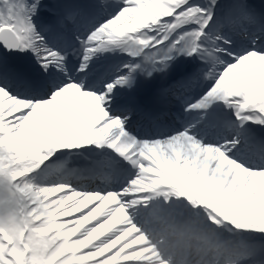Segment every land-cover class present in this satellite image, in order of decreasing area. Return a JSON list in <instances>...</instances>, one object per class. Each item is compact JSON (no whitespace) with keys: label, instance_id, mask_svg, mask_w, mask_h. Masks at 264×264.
<instances>
[{"label":"snow or ice","instance_id":"snow-or-ice-1","mask_svg":"<svg viewBox=\"0 0 264 264\" xmlns=\"http://www.w3.org/2000/svg\"><path fill=\"white\" fill-rule=\"evenodd\" d=\"M0 264H264V0H0Z\"/></svg>","mask_w":264,"mask_h":264}]
</instances>
